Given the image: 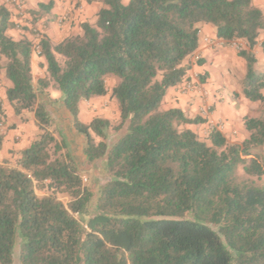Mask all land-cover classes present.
<instances>
[{"label": "trees", "instance_id": "obj_1", "mask_svg": "<svg viewBox=\"0 0 264 264\" xmlns=\"http://www.w3.org/2000/svg\"><path fill=\"white\" fill-rule=\"evenodd\" d=\"M99 1L79 33L56 43L38 33L35 45L8 34L19 16L0 1L6 98L16 115L33 113L39 132L13 163L0 161V264H264V70L252 51L264 10L252 0ZM204 23L224 42L247 45L238 50L242 93L261 110L243 118L241 142L217 127L200 138L187 126L204 119L161 107L167 89L187 80ZM35 46L44 78L32 75ZM109 76L118 120L81 121L80 102L107 95ZM49 86L83 138L86 162H101L95 193L46 102Z\"/></svg>", "mask_w": 264, "mask_h": 264}, {"label": "crops", "instance_id": "obj_2", "mask_svg": "<svg viewBox=\"0 0 264 264\" xmlns=\"http://www.w3.org/2000/svg\"><path fill=\"white\" fill-rule=\"evenodd\" d=\"M11 9L8 0H0ZM25 3L27 13L21 17L11 18L14 26L8 30V34L14 39L22 36L27 37L35 45L38 42V33L45 34L53 43L62 40L70 34L81 31L80 23L84 21L93 22L95 14L101 2L99 0H22ZM38 3H42L41 9ZM258 8L264 10V0H252ZM39 11V16L33 19L32 12ZM67 15V20L59 23L58 19ZM205 38L211 40L206 42ZM241 49H246L245 41L240 40ZM257 58V68L264 70V31H262L255 46L252 49ZM5 59H0V103L4 110V127L0 129L2 144L0 148V161L9 160L13 163L18 152L25 148L30 141L39 133L34 122L32 112L14 113L12 105L6 98V87L10 85L5 78ZM31 71L34 79L47 76L45 60L38 55V51L31 54ZM245 73V61L238 55V51L230 43L217 38L216 31L210 24L199 25V44L194 55L190 58V69L187 80H194L201 74L203 88L207 96L202 97L197 91H183V81L180 84L167 89L163 97L161 107L180 108L189 116H199L200 111L207 109V116L203 117V123L210 124L221 130L230 142H241L247 137L243 126V118L252 116L253 104L247 100L242 93V79ZM191 78V79H189ZM115 83V80H114ZM48 91L49 105L62 108L61 93ZM103 97V96H102ZM102 97L81 101L79 104V118L87 123L94 115L87 114V106H94ZM114 103L116 104L115 100ZM119 117L118 110L116 118ZM221 125V126H220ZM190 129L192 127L188 125ZM14 159V160H13ZM13 160V161H12Z\"/></svg>", "mask_w": 264, "mask_h": 264}, {"label": "rangeland", "instance_id": "obj_3", "mask_svg": "<svg viewBox=\"0 0 264 264\" xmlns=\"http://www.w3.org/2000/svg\"><path fill=\"white\" fill-rule=\"evenodd\" d=\"M128 2H129V0H122L123 4H127ZM236 50L238 51V49H236ZM198 75L199 76H196L195 79L192 80L195 83V87H196L195 89L198 91H200V90L206 91V89L203 88V86L201 85V82L198 81L201 74H198ZM189 79H191V78H189ZM114 80H115V82H117L116 78L109 76L106 80L108 94L105 95L104 97L100 98V100L97 101V103L94 106H92V107L87 106L85 109V112L87 114L88 113L92 114V115H94V117L99 116V117L108 118L111 121L112 125H114V123L118 120V118H116V112L118 110L117 104H115L114 99L109 96V92L111 91V88L114 86ZM48 88L51 91L56 89L55 91L60 92L57 88H55L53 86H49ZM203 96L204 97L207 96V91H206V94H203ZM253 105H254V107L251 109L252 116H256L260 113L261 105L259 103L253 104ZM206 111H207V109H205L204 111H200L199 116L200 117H202V116L206 117L207 116ZM54 114H55L56 121L60 122V124L64 128L65 132L68 133V136H69L68 139L71 142V148H72L73 154L77 158V160L80 164V167H81L83 183L87 187H90L91 189H93V191L95 193L96 183L99 181L100 178L103 177V175L101 174V162L98 161L96 164H88L86 162V160L83 156V153H82L83 138L81 136L77 135L73 131V129L70 126V123L64 117L63 110L60 109L59 106L54 107ZM190 126L192 127V130L194 132H196L200 138H204L205 135L207 134V132L211 129V125L206 124V123H203V125H201L200 123L199 124H190ZM212 127H214V126H212ZM53 132H54V135L59 139L60 138L59 133L56 130H54ZM109 135L111 138L112 137L114 138V132H112V130H110ZM95 140L98 141L99 138H95ZM239 171L241 173V169H239ZM257 184L260 186H264V176L261 179L257 180ZM37 193L39 195H43V194H45V191L37 189ZM58 197L65 204L67 203L68 198L66 195L59 194ZM15 264H18L17 260L15 261Z\"/></svg>", "mask_w": 264, "mask_h": 264}, {"label": "built area", "instance_id": "obj_4", "mask_svg": "<svg viewBox=\"0 0 264 264\" xmlns=\"http://www.w3.org/2000/svg\"><path fill=\"white\" fill-rule=\"evenodd\" d=\"M7 2H10V4L13 7L14 10V15L19 16V18L23 17L25 15V5L24 2L22 0H8ZM67 20V15H62L59 17L58 22L59 23H63ZM206 42H211L210 39L205 38ZM230 44L235 47L236 49L240 50L241 49V44L239 40H233L230 42ZM36 51H38V47L35 46ZM183 91L186 92H192V91H197L198 93H200V95L203 96V94H206V91L203 90H196L195 88V83L192 80H185L183 82ZM4 127V120L0 119V129H2Z\"/></svg>", "mask_w": 264, "mask_h": 264}]
</instances>
